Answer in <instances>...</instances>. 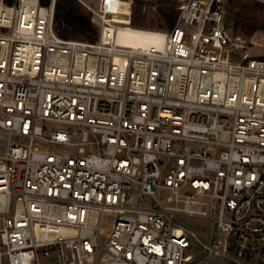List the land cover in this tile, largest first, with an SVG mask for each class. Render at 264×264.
Instances as JSON below:
<instances>
[{
	"label": "built area",
	"instance_id": "obj_1",
	"mask_svg": "<svg viewBox=\"0 0 264 264\" xmlns=\"http://www.w3.org/2000/svg\"><path fill=\"white\" fill-rule=\"evenodd\" d=\"M78 1L94 41L0 0V264H264V58L226 0L147 46L115 36L133 0Z\"/></svg>",
	"mask_w": 264,
	"mask_h": 264
},
{
	"label": "rangeland",
	"instance_id": "obj_2",
	"mask_svg": "<svg viewBox=\"0 0 264 264\" xmlns=\"http://www.w3.org/2000/svg\"><path fill=\"white\" fill-rule=\"evenodd\" d=\"M66 1H71L72 4H79L85 12L91 15V12L78 0ZM179 3V0H133L132 5L127 2L128 6L123 12L132 11L131 22L134 20L138 25L137 27L166 31L170 28L161 10L169 13L174 12V15H177ZM226 6L228 8V26L230 30L234 34L245 38L250 55L264 58V0H226ZM69 35L72 37V34ZM51 126L58 128L62 125L55 123L51 124ZM178 222L185 228L195 232L201 242L207 243L210 240L214 229L211 221L184 218L179 219ZM215 264L220 263L216 260Z\"/></svg>",
	"mask_w": 264,
	"mask_h": 264
},
{
	"label": "trees",
	"instance_id": "obj_3",
	"mask_svg": "<svg viewBox=\"0 0 264 264\" xmlns=\"http://www.w3.org/2000/svg\"><path fill=\"white\" fill-rule=\"evenodd\" d=\"M161 13L168 21L169 28H172L177 15L165 10H161ZM132 22V26H138L134 20ZM55 24L63 37H71L69 34H72V38L94 41L98 36L97 26L92 21L91 15L85 12L82 6L72 4L71 1L57 0Z\"/></svg>",
	"mask_w": 264,
	"mask_h": 264
},
{
	"label": "bare ground",
	"instance_id": "obj_4",
	"mask_svg": "<svg viewBox=\"0 0 264 264\" xmlns=\"http://www.w3.org/2000/svg\"><path fill=\"white\" fill-rule=\"evenodd\" d=\"M127 6V2H124L123 9H126ZM117 18L120 22L126 23V25L119 26L115 35L120 42L130 46H147L156 43L158 37L161 36L155 30L132 26L128 18L120 16H117Z\"/></svg>",
	"mask_w": 264,
	"mask_h": 264
}]
</instances>
